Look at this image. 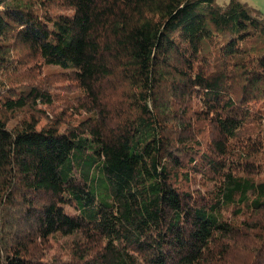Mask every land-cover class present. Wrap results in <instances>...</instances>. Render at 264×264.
I'll use <instances>...</instances> for the list:
<instances>
[{
    "label": "trees",
    "instance_id": "obj_1",
    "mask_svg": "<svg viewBox=\"0 0 264 264\" xmlns=\"http://www.w3.org/2000/svg\"><path fill=\"white\" fill-rule=\"evenodd\" d=\"M0 264H264V14L0 0Z\"/></svg>",
    "mask_w": 264,
    "mask_h": 264
},
{
    "label": "rangeland",
    "instance_id": "obj_2",
    "mask_svg": "<svg viewBox=\"0 0 264 264\" xmlns=\"http://www.w3.org/2000/svg\"><path fill=\"white\" fill-rule=\"evenodd\" d=\"M243 3H246L248 6L253 7L260 12L264 14V0H240ZM218 3H226L227 0H217ZM53 10H58V11H64L63 8L61 7H54ZM18 58V57H17ZM20 59V58H19ZM36 61H33L32 59L28 60V62H25L24 65L27 66L23 72H21L18 75V79L13 80L12 82L16 83H27L30 82L33 84L31 81L34 80L38 82L39 80L43 81L45 80L46 82H52L54 85L53 92L55 95H64V96H72L74 94H78L80 92L79 89L76 88V83L74 80H62L61 75L58 74V69L57 68H37L35 65ZM37 63V62H36ZM38 69V70H37ZM37 70V71H36ZM35 71V72H34ZM33 76V77H30ZM76 102V101H75ZM65 101H60L56 102L54 106L52 107V111L54 113L61 112L62 110L65 112V117L63 119H71L73 117H78V116H72L73 110H71L68 106H65ZM84 114V111H82V115Z\"/></svg>",
    "mask_w": 264,
    "mask_h": 264
}]
</instances>
